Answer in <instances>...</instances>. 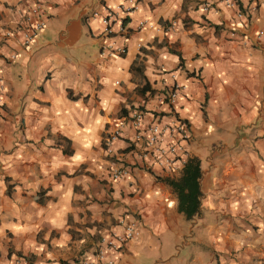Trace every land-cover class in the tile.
Segmentation results:
<instances>
[{
	"label": "crops",
	"instance_id": "obj_1",
	"mask_svg": "<svg viewBox=\"0 0 264 264\" xmlns=\"http://www.w3.org/2000/svg\"><path fill=\"white\" fill-rule=\"evenodd\" d=\"M127 1L0 0V264L7 253L29 264L90 258L122 220L138 235L107 254L112 264H264V3L246 14L254 0H132L123 31L116 21L104 37L105 8ZM37 3L33 42L4 37ZM110 42L125 54L109 56ZM173 83L184 91L160 103ZM133 110L142 128L186 122L173 170L133 141ZM115 128L110 157L103 140ZM189 157L200 203L186 221L161 179ZM117 167L126 172L113 181Z\"/></svg>",
	"mask_w": 264,
	"mask_h": 264
},
{
	"label": "built area",
	"instance_id": "obj_2",
	"mask_svg": "<svg viewBox=\"0 0 264 264\" xmlns=\"http://www.w3.org/2000/svg\"><path fill=\"white\" fill-rule=\"evenodd\" d=\"M264 3V0H254L245 8L246 14H251L255 11L256 5ZM127 8L122 6L105 8V14L100 17V23L102 26V35L108 39L111 38L113 33V24L118 21V32H122V16L129 14L132 10L137 8V4L129 0L127 1ZM216 4L225 8H238L239 4L237 0H216ZM40 4L32 6L28 13L25 15L23 29H9L4 32V37H12L19 33L22 45H30L37 32L43 29L44 21L40 16ZM202 11L208 10V7L203 5ZM120 16H119V15ZM246 14L237 12L236 18L243 19ZM144 23H139L142 27ZM258 38L263 34L257 33ZM106 51L109 56H121L125 54V48L123 46H114L113 43H108ZM14 56L10 54L7 56V60H13ZM185 87L176 83L170 86L166 93L161 94L158 98L160 103H165L168 106H173L177 97L184 91ZM173 119L169 122H150L144 128H142V113L140 110H133L130 115L132 126L135 130L133 136L134 142H140L146 148L144 150V156L148 155L151 160L161 168L168 171L173 170L175 164L179 158V154L182 153V146L189 139V132L186 122L183 119L172 115ZM120 137V129L115 128L109 134H107L103 140L105 152L107 156L112 157L113 151L111 145ZM126 172L124 167H117L110 173L111 180H118ZM138 235L137 223L135 220L121 221L120 232H109L105 236H101L93 251V255L90 258L78 257L71 261H62L54 264H112L111 260L107 258L108 253L120 251L124 245ZM10 264H29L27 257L12 253L10 256Z\"/></svg>",
	"mask_w": 264,
	"mask_h": 264
},
{
	"label": "trees",
	"instance_id": "obj_3",
	"mask_svg": "<svg viewBox=\"0 0 264 264\" xmlns=\"http://www.w3.org/2000/svg\"><path fill=\"white\" fill-rule=\"evenodd\" d=\"M63 153L68 154L66 150H63ZM199 178V161L195 157H189L184 161L177 178L161 179L174 193L177 211L186 221H191L198 214L200 203Z\"/></svg>",
	"mask_w": 264,
	"mask_h": 264
},
{
	"label": "rangeland",
	"instance_id": "obj_4",
	"mask_svg": "<svg viewBox=\"0 0 264 264\" xmlns=\"http://www.w3.org/2000/svg\"><path fill=\"white\" fill-rule=\"evenodd\" d=\"M11 254H12V253H7V254H6V257H9Z\"/></svg>",
	"mask_w": 264,
	"mask_h": 264
}]
</instances>
